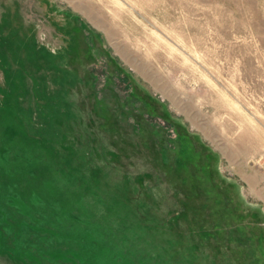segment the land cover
Here are the masks:
<instances>
[{
	"label": "rangeland",
	"instance_id": "1",
	"mask_svg": "<svg viewBox=\"0 0 264 264\" xmlns=\"http://www.w3.org/2000/svg\"><path fill=\"white\" fill-rule=\"evenodd\" d=\"M0 264H264V0H0Z\"/></svg>",
	"mask_w": 264,
	"mask_h": 264
}]
</instances>
